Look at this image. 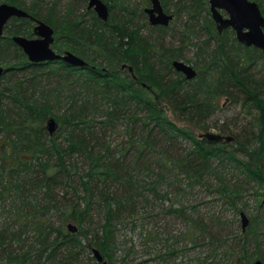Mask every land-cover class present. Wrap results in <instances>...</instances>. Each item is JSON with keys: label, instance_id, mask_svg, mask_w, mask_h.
I'll list each match as a JSON object with an SVG mask.
<instances>
[{"label": "trees", "instance_id": "obj_1", "mask_svg": "<svg viewBox=\"0 0 264 264\" xmlns=\"http://www.w3.org/2000/svg\"><path fill=\"white\" fill-rule=\"evenodd\" d=\"M107 1L105 22L88 8V0H0L51 25L54 49L87 63H32L13 36L31 38L33 19L15 18L5 27L0 39L5 68L0 77V217L5 218L0 221V264H99L91 257L93 248L116 264L115 254L126 243L119 238L123 224L132 231V250L121 261L135 251L136 239L139 250L150 254L162 241L153 224L168 203L165 214L190 225L185 239L180 236L141 264H173L188 244L211 249L197 264L264 262V218L246 215V231L241 225L238 233L223 236L220 226L214 233L188 213L193 207H175L171 198V191L185 192L173 186L184 177L191 181L188 186L216 194L238 223L243 185L227 182L218 171L226 161L252 188L256 209L264 211V77L256 79L252 69L260 60L264 69L262 52L239 43L232 29L218 33L207 2L191 0L188 6L185 0L188 22L203 18L209 33L197 55V76L187 80L173 67L177 51L143 34L166 28L150 25L144 0ZM160 1L166 5L167 0ZM252 1L264 15V0ZM61 4L62 15L57 13ZM204 12L209 17H201ZM210 43L216 45L211 51ZM202 52L208 54L205 59H200ZM223 95L247 108L248 115L255 113L249 134L232 133L213 119ZM163 104L176 120L216 129L233 141L200 138L170 119ZM50 118L57 124L52 135ZM116 131L125 141L114 144L110 135ZM71 222L76 233L67 227ZM229 240L242 243L237 256L234 248H226ZM252 244L253 252L247 249Z\"/></svg>", "mask_w": 264, "mask_h": 264}, {"label": "rangeland", "instance_id": "obj_2", "mask_svg": "<svg viewBox=\"0 0 264 264\" xmlns=\"http://www.w3.org/2000/svg\"><path fill=\"white\" fill-rule=\"evenodd\" d=\"M32 0H27V2H30ZM71 0H63L62 3L66 4L69 3ZM107 5L108 1L103 0ZM184 1L185 0H167L166 5H163L165 11L168 14L176 15L178 16L174 17V20L172 23H170L169 26H167L165 29H152V30H144L145 35L150 34L153 37V40L156 41V39H160L163 41V45L167 49H174L177 51V60L183 61L191 66H193L195 69L197 66H199V59L197 58L198 53L202 51L201 44L204 43V41L208 38L209 33L206 32L205 29V21L203 18L195 20L196 22H188V15L183 13L184 9ZM89 2V0H88ZM144 7H149L148 0H144ZM193 3H191V0H188V3L186 5L190 6ZM63 4L58 8L60 15H62V11L60 10ZM112 12H117L115 9L112 10ZM207 13L204 12L201 17L205 18V15ZM208 16V15H206ZM209 17V16H208ZM207 17V18H208ZM211 17V16H210ZM212 18V17H211ZM213 21V19H212ZM214 23V21H213ZM215 25V23H214ZM188 26V27H185ZM216 27V26H215ZM163 46V47H164ZM211 49L216 48L215 43H210L209 46ZM207 47V48H208ZM206 48V49H207ZM259 50V49H258ZM176 55V56H177ZM208 56L206 52H202L200 59H205ZM264 61V59H263ZM253 71L256 73L254 77L256 79H261L264 77V69L262 67V61L254 64L252 67ZM197 70V69H196ZM198 71V70H197ZM219 110L217 115L215 116V120H218L220 122V125L224 129L230 130L232 133L242 134L243 136L249 134L251 132L250 127V120L252 119V116H254V112H252L251 115L247 114V108H243L240 103H235L233 99H231L228 96H220L219 97ZM165 110H167V115L170 119H172L174 122L178 124L180 127H190L197 136L201 135L205 132H214L218 133L216 129H210V130H200L197 129L194 125L187 123V122H181L175 119L173 113L171 110L168 109V107L165 106ZM65 107L62 109L64 110ZM240 132V133H239ZM110 139L114 141V144L119 141H125V137L122 134H119L118 131L114 132L112 135H110ZM225 167H221V169H218L219 172L222 171V176L227 180V182H234L239 183L242 186V195L241 199L239 201L238 206L243 207V211L246 213L248 217L252 216H258L261 218H264V211H260L259 209H256L257 203L255 202V197L252 195L253 190L250 188L249 185L243 183V176L239 175V172L231 167V165L225 161ZM181 177L174 182L173 186H178L177 190L182 188L185 189V192L180 194V191L177 193L171 191V198L175 200L176 205L175 207H178L180 205H187L189 207H193V209H189L188 213L193 218H201L203 221L206 222V224L212 226L210 228L214 233L217 232L216 227L220 226L218 228V231H220L219 235H230L233 233H238L237 226H241V218L240 213L238 214V223H234L236 217L234 218V213L231 209H226L225 206L221 204L220 201H216V194L210 193L205 187L202 188L201 186H188V182H191L190 180L185 179L184 177L180 179ZM181 181V182H180ZM174 191V190H173ZM165 207V208H163ZM169 209L170 204H165L164 206L161 205V208L158 211V218L156 219L157 223H154L153 226H157L156 232L161 235L162 241L160 244H158V247H154V251L150 252V254H146L145 251L139 250L140 245L137 240V247L135 248V251H133L129 257H126V260L121 261L125 257V252L131 249L132 244L128 238L132 236V231L129 227H123L126 225L123 224L119 227V238L121 241H124L126 243H123L119 247L120 250L117 251L115 254L116 257V264H121L124 262V264H141L146 259H153L155 255H157L159 252H164L165 245H169L172 242H174L176 239H179V237L189 229L190 225L184 221L183 218L178 217L176 214H165L166 212L163 211V209ZM162 211V212H161ZM218 217L220 219H218ZM5 218L2 216L0 217V221H4ZM229 221H232L233 223L231 225H228ZM74 225H76L75 222H71ZM77 226V225H76ZM216 226V227H215ZM220 229V230H219ZM264 230V226L261 228ZM137 238V237H136ZM185 239L184 237L181 238V240ZM168 240V241H167ZM264 240V237H263ZM181 242V241H180ZM183 242V241H182ZM227 245L226 248H234L235 252L234 255L237 256L238 252L237 250L239 247L241 248L242 243L239 241H226ZM186 245V242L180 243L178 246L184 247ZM167 247V246H166ZM187 247L189 248L186 252L180 253L176 256L173 264H197L198 260L204 258L203 253H209L208 250H211L208 246L199 245L196 247H192L191 244H188ZM225 247V246H224ZM223 248V247H222ZM248 251L253 252L254 245L247 246ZM132 250V249H131ZM148 250V249H145ZM137 252V253H136ZM91 257L94 259V262L99 263L93 254H91ZM106 261V260H105ZM108 264V260L106 261ZM101 264V263H99ZM143 264H157L156 261L150 260L147 263Z\"/></svg>", "mask_w": 264, "mask_h": 264}, {"label": "water", "instance_id": "obj_3", "mask_svg": "<svg viewBox=\"0 0 264 264\" xmlns=\"http://www.w3.org/2000/svg\"><path fill=\"white\" fill-rule=\"evenodd\" d=\"M149 7L145 8L148 21L151 26L167 27L174 19V15L168 14L160 0H148ZM204 1V0H203ZM210 5V13L216 25L218 33L232 29L239 43L246 47H254L259 49L264 57V15L255 1L252 0H207ZM88 8L93 9L97 16L108 21L110 16L109 6L103 0H89ZM30 14L18 6L1 3L0 4V39L4 36L5 27L14 18H29ZM35 26L33 29V37L13 36V41L25 53L28 60L32 63H43L55 60H62L72 66H86L87 63L70 51L63 54L54 50L52 45L55 41V30L46 22L32 18ZM173 67L177 72L182 73L187 80H193L197 76L196 69L183 62L176 60ZM131 72L133 69L129 68ZM5 68L0 66V77L4 74ZM47 129L52 135L57 124L53 118L47 122ZM200 138H206L212 142L233 141V137L224 136L219 133L205 132ZM241 223L243 231H246L249 219L243 212L241 214ZM68 229L72 233H76L78 228L73 223L68 224ZM97 261L101 264H107L103 256L96 248L92 249ZM252 264H264L262 260H256Z\"/></svg>", "mask_w": 264, "mask_h": 264}, {"label": "flooded vegetation", "instance_id": "obj_4", "mask_svg": "<svg viewBox=\"0 0 264 264\" xmlns=\"http://www.w3.org/2000/svg\"><path fill=\"white\" fill-rule=\"evenodd\" d=\"M205 2H207V4H208V6L210 7V5H209V2L207 1V0H205ZM30 19H32L31 17H29ZM29 18H27V19H29ZM15 19V18H14ZM18 19V18H17ZM21 19H26V18H21ZM216 26V25H215ZM34 29V28H33ZM226 31V30H225ZM33 37V36H32ZM55 38H56V35H55ZM54 48V47H53Z\"/></svg>", "mask_w": 264, "mask_h": 264}]
</instances>
